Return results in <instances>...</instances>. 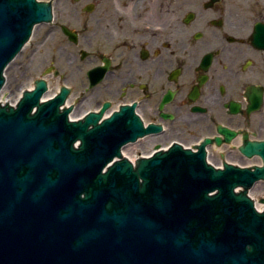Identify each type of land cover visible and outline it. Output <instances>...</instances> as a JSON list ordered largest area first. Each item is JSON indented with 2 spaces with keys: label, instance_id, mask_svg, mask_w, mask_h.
<instances>
[{
  "label": "water",
  "instance_id": "water-1",
  "mask_svg": "<svg viewBox=\"0 0 264 264\" xmlns=\"http://www.w3.org/2000/svg\"><path fill=\"white\" fill-rule=\"evenodd\" d=\"M50 21L49 4L0 0V91ZM38 79L0 104V264H264V164L216 168L205 145L175 144L134 167L121 147L142 134L136 121L88 130L60 110L69 90L41 102ZM242 150L264 161V143Z\"/></svg>",
  "mask_w": 264,
  "mask_h": 264
},
{
  "label": "flooded vegetation",
  "instance_id": "flooded-vegetation-1",
  "mask_svg": "<svg viewBox=\"0 0 264 264\" xmlns=\"http://www.w3.org/2000/svg\"><path fill=\"white\" fill-rule=\"evenodd\" d=\"M39 1L53 20L35 29L38 67L88 130L118 113L140 125L121 148L135 167L175 144L205 145L218 166L264 164L242 150L264 143V0Z\"/></svg>",
  "mask_w": 264,
  "mask_h": 264
},
{
  "label": "rangeland",
  "instance_id": "rangeland-1",
  "mask_svg": "<svg viewBox=\"0 0 264 264\" xmlns=\"http://www.w3.org/2000/svg\"><path fill=\"white\" fill-rule=\"evenodd\" d=\"M36 42L37 35L34 33L32 40L11 62L13 63V68L7 73L5 72L6 87H4V93L9 96L11 100L16 99L23 90L29 89L31 85L35 84L36 79L41 78L42 76H44L49 83L50 87L48 94H55L59 89V84H56L57 82L52 72L45 73L42 69L31 65V60L34 54L33 48ZM77 89L79 92L81 91L79 87H75L74 92H76ZM78 91L75 94H78Z\"/></svg>",
  "mask_w": 264,
  "mask_h": 264
},
{
  "label": "bare ground",
  "instance_id": "bare-ground-1",
  "mask_svg": "<svg viewBox=\"0 0 264 264\" xmlns=\"http://www.w3.org/2000/svg\"><path fill=\"white\" fill-rule=\"evenodd\" d=\"M45 41H50V39L49 38H46L45 39ZM40 54L39 53H37V52H35L34 54H33V58H32V60H31V65L32 66H34V67H36V68H39L38 67V62H39V60H40ZM13 68V63H10L8 66H7V68H6V70H5V72L7 73L10 69H12ZM5 73V74H6ZM4 87H6V83H5V86ZM3 87V89L0 91V104H6V102H8L9 104H17L18 103V101H19V99L21 98V93L18 95V97L16 98V99H14V100H11L10 98H9V96H7V95H5V93H4V90H5V88ZM34 88V84L33 85H31L30 86V90H32ZM48 93H49V91H48ZM48 93H46V94H44L42 97H41V101L43 102V101H45V99H51V98H53L54 97V95L55 94H48ZM65 104H70V99H68V100H65V102H64V104H62L61 105V109H63V107L65 106ZM84 113L85 112H83V113H80L79 115L77 114H71L69 117H70V120H72V121H74V119L75 118H83V116H84ZM166 149V148H165ZM210 162V161H209ZM211 163V162H210Z\"/></svg>",
  "mask_w": 264,
  "mask_h": 264
}]
</instances>
